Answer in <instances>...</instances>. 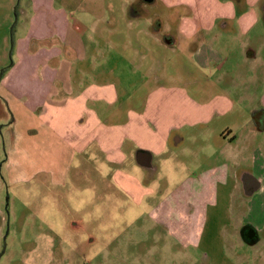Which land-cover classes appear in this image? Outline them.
Here are the masks:
<instances>
[{
  "label": "crops",
  "instance_id": "1",
  "mask_svg": "<svg viewBox=\"0 0 264 264\" xmlns=\"http://www.w3.org/2000/svg\"><path fill=\"white\" fill-rule=\"evenodd\" d=\"M29 2L14 47L17 61L0 84L5 96L19 102L15 120L28 113L38 127L13 131V140L43 137L67 154V184L116 186V199L125 194L140 200L145 193L122 168L151 166L154 156L165 153L190 154L195 173L178 186H190L185 197L192 209L180 211V222L168 226L176 225L172 230L183 243H194L207 209L217 212L220 194L232 200L229 184L238 191L242 154L264 131V91L256 100L238 91L264 81V0H159L136 7L132 0L120 7L105 0L95 2L99 11H82L86 21L54 0ZM206 9L209 16L199 14ZM230 35L235 46L227 42ZM170 46L176 49L164 58L162 49ZM185 58L192 66L187 70ZM242 103L248 107L240 124L236 117L223 123L222 115ZM249 174L264 182V163ZM255 192L248 195L252 203L261 190ZM228 208L214 215L221 227L220 218L235 210Z\"/></svg>",
  "mask_w": 264,
  "mask_h": 264
},
{
  "label": "rangeland",
  "instance_id": "2",
  "mask_svg": "<svg viewBox=\"0 0 264 264\" xmlns=\"http://www.w3.org/2000/svg\"><path fill=\"white\" fill-rule=\"evenodd\" d=\"M54 1L73 15L79 12L85 20L82 11L89 6L99 11L95 2L105 0ZM111 1L120 7L123 0ZM29 3V0H0V74L2 70L7 73L17 61L14 47L24 33ZM209 12L206 9L199 14L209 16ZM227 42L235 46L238 40L230 35ZM174 49L173 46L162 49L164 58L171 56ZM183 61L186 70L192 67L187 58ZM238 91L250 92L256 100L264 91V81ZM18 103L5 96L0 84V264H264V239L256 246L246 245L231 227L236 213L257 227L264 223V191L255 194L252 203L249 198L244 199L240 188L235 191L233 184H229L232 200L226 201V193L220 194L217 212L212 207L207 209L202 235L194 238V243H183L178 232L172 230L176 225H168L180 222L177 216L180 211L192 209L193 201L185 197L190 186L185 183L178 186L195 173L190 167V154L174 153L170 158L165 153L154 156L151 166L134 162L122 168L140 180L145 190L140 200L125 194L116 199L112 195L116 186L110 191L107 186L100 188L95 184L72 186L63 178L66 153L57 152V147L46 144L41 136L30 139L29 135H22L13 140V131L38 127L28 113L15 120L13 109ZM241 105L243 110L236 106L223 114L222 122L229 123L236 117L240 124L248 107L245 103ZM20 108L25 109L23 105ZM259 134L255 146H249L242 154L245 158L239 161L237 174L258 173L264 163V131ZM180 157L184 160L181 163ZM218 157H212L213 165ZM192 161L206 163L193 157ZM196 187L198 192L202 191L200 184ZM226 205L235 210L220 218L224 223L221 227L214 215L218 216ZM260 235L262 238L264 232Z\"/></svg>",
  "mask_w": 264,
  "mask_h": 264
},
{
  "label": "flooded vegetation",
  "instance_id": "3",
  "mask_svg": "<svg viewBox=\"0 0 264 264\" xmlns=\"http://www.w3.org/2000/svg\"><path fill=\"white\" fill-rule=\"evenodd\" d=\"M159 2V0H132V6H143V5H156ZM138 12L136 8H132V12ZM136 12V13H137ZM243 176H241V180L239 182V188L242 191L243 197L245 200H247L248 195L252 191H258L261 190L264 191V182L258 181L256 178H254L252 175H250L248 172H243ZM255 192V193H256ZM259 194V193H257ZM233 220H235L234 226L232 225V228H235V235L239 238V240L246 245H252L256 246L257 244H260V242L264 239V235L261 238V232H264V223L257 227L253 223H250L249 220L246 219V217L241 216L237 219V217H233ZM263 242V241H262ZM261 242V243H262Z\"/></svg>",
  "mask_w": 264,
  "mask_h": 264
},
{
  "label": "trees",
  "instance_id": "4",
  "mask_svg": "<svg viewBox=\"0 0 264 264\" xmlns=\"http://www.w3.org/2000/svg\"><path fill=\"white\" fill-rule=\"evenodd\" d=\"M5 72H6V70H4V71L2 70V71H1L0 79L3 77V75L5 74Z\"/></svg>",
  "mask_w": 264,
  "mask_h": 264
}]
</instances>
